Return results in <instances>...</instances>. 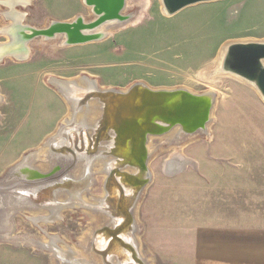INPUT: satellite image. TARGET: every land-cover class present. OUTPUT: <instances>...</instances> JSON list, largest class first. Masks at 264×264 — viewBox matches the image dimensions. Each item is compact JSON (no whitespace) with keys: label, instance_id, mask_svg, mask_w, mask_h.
Here are the masks:
<instances>
[{"label":"rangeland","instance_id":"rangeland-1","mask_svg":"<svg viewBox=\"0 0 264 264\" xmlns=\"http://www.w3.org/2000/svg\"><path fill=\"white\" fill-rule=\"evenodd\" d=\"M126 2L130 6L124 13L131 14L133 21L107 32L103 39L57 45L56 38L30 46L32 39L26 42L30 50L24 60L10 54L0 60V178L39 149L67 118L69 108L50 78L86 76L99 87L113 89L143 81L155 88L211 90L216 99L207 132L179 144L161 145L150 155V182L142 189L135 210L136 239L148 264H238L237 251L219 249L227 241L226 233L235 234L236 185L264 179L254 175L264 171V101L256 89L232 75L216 72L205 79L200 74L227 43L264 39V0L206 1L172 15L162 11L161 0ZM3 9L0 28L9 21ZM17 9L25 13L23 23L34 27L75 14L86 20L93 16L81 0H30ZM7 41L8 35L0 31V43ZM150 143L156 147L159 139L152 138ZM175 155L188 162L167 170V160ZM238 170L250 175L240 176ZM93 176L84 194L88 200L102 193L104 176L95 171ZM10 181L6 176L0 180V192L9 190L1 184ZM54 192L57 199V189ZM21 210L11 216L10 229L0 232V242L30 250L22 251L31 263L27 258L21 264L59 263L48 250L21 237L38 242L52 234L61 247H78L80 238L96 223L93 214L81 208H66L54 223L45 224L31 223L36 212ZM0 222L2 231L5 225Z\"/></svg>","mask_w":264,"mask_h":264},{"label":"water","instance_id":"water-1","mask_svg":"<svg viewBox=\"0 0 264 264\" xmlns=\"http://www.w3.org/2000/svg\"><path fill=\"white\" fill-rule=\"evenodd\" d=\"M81 1L89 7L93 15L89 20H86L81 14H75L68 20L52 19L44 27H34L21 22L11 23L10 30L7 31L9 41L0 43L3 56L25 52L26 42L38 37L43 40L58 38L62 45L84 44L103 39L107 33L102 28L104 25L114 21L123 22L132 16L123 13L126 0ZM206 1L216 0H161L162 11L167 15H172L189 5ZM218 61L217 73L232 75L244 81L256 89L260 99L264 101V39L229 42L222 47ZM82 79L91 81L86 76L81 77ZM52 85L56 86L64 97L77 108L84 106V109H88L90 101L96 99L100 112L92 124L86 122L73 124V120L68 118L69 120L59 124L51 140L61 136L57 143L70 148L77 156L95 155L98 152L100 156L110 155L106 169L107 167L115 168L116 164H119L121 170L125 167H132L144 175L142 178L138 177L140 182L137 184H129L126 181L118 182L122 187V192L124 188L133 189L134 195L129 198L128 203L130 204L127 207L131 216L142 189L150 182V170L146 163L149 157L146 148L148 136L165 133L174 126H179L178 129L187 134L205 131L216 99L214 92L210 96V94L192 91L182 86L155 88L140 81L132 83L125 89H99L96 86H92L91 89L82 87L75 79L60 80L57 78ZM73 89L86 90L88 95L85 98L77 96L73 94L75 93ZM83 98L85 100L80 102ZM163 126H167V130H160ZM97 129L100 130V137H96ZM63 136L66 139L61 143V140L64 139ZM90 142L91 144H89ZM121 148L126 149L129 153L121 155ZM64 152L65 155L71 156L68 150ZM132 174L136 177L137 171ZM123 176L125 177L126 173H119L116 177L121 179ZM105 184V181L101 184L104 196L101 197L97 207L100 206L102 211L106 213L108 211L111 214L108 213L113 218L112 224L115 228L117 221L122 218L119 217L118 211L114 213L105 209L104 206L109 205L106 197L113 189H116V186L111 185L108 189ZM124 215L126 216V213ZM128 223L116 234V237H119L128 228L130 236H128L127 243L132 247L137 259L143 262L144 260L137 253L139 249L135 235L136 222L133 218ZM111 257H115V254L109 256L110 259ZM119 262L124 264L121 260Z\"/></svg>","mask_w":264,"mask_h":264},{"label":"bare ground","instance_id":"bare-ground-1","mask_svg":"<svg viewBox=\"0 0 264 264\" xmlns=\"http://www.w3.org/2000/svg\"><path fill=\"white\" fill-rule=\"evenodd\" d=\"M29 2L30 0H0V5H1L0 7L2 6L4 7L2 15L3 17H6L9 20L8 23L4 27L0 28L1 32L7 35V31L10 30L11 23L13 22L23 23L25 13L22 12L21 10H18L17 6L25 7L27 4H29ZM129 6L130 5L126 2L123 13L127 12ZM135 18L136 17H134V19ZM132 21L133 20L131 18L123 22L114 21V22L104 25V27L102 28L104 31L110 32L114 29L121 28L127 25ZM42 40L43 38H40V37L34 38L33 42H30V46H32V44L34 43H38V45L40 44V46H42V43H43L41 42ZM55 43L57 45L62 44L61 41H58ZM52 47H55V46H52ZM0 49H1V45H0ZM29 50L30 48L26 44L25 52H19V53L13 54V56L11 57L18 59V60H24V58H26L27 55L29 54ZM221 53H222V49L220 50V53L217 59L215 60V62L210 67L205 69V71H202V73L200 74L202 78L205 76V79H207L211 75L217 74L216 68H217V65L219 62L218 60L220 58ZM2 56H3V53L0 50V60L3 58ZM219 74H222V73H219ZM54 80L55 78H52V79L50 78L49 83L52 85ZM77 82L82 87H89L92 89L94 86H96L99 89H106L104 87H99L96 80H91L90 82H88L83 79L81 80L80 78L77 80ZM140 82L149 86L143 81H140ZM90 84H95V85H90ZM53 87L55 88L57 93H59L60 97L64 100V102L67 104V107L69 108L67 118H64L62 120V123H64L68 118L73 120V124L77 122L78 123L86 122L87 124H92L96 121V118H98V113L100 112L99 107L97 106L98 102L96 99H93L90 101L89 103L90 105L88 109L86 108L84 109V106H82L81 108L80 107L77 108V107H74L75 105H72V102H69L64 97V95L58 90L56 86L53 85ZM185 88L189 89L187 87ZM73 92H75L73 94H76L77 96H84V98L86 97V95H88L86 94L87 91L82 90V89H79V90L73 89ZM203 92L205 94H210L211 96V93L213 91L207 90ZM210 96L208 95V97ZM84 98L80 100V102H83L85 100ZM212 113H213V110H212ZM212 113L210 114L209 121L206 124L207 126L205 127L206 128L205 131H198L192 134H187V133H184L181 129H178L180 128L179 126H174L173 128L169 129L165 133L149 135L147 143H146V148H147V152L149 156L148 161L146 162L147 168H148L150 157H151L150 155H152V153L154 152V149L158 150V148L161 145H165V144L171 145L173 144V142L175 144H179L181 143V141H184V139H188L196 135L206 133L208 124L211 122L213 118ZM160 130H167V126L161 127ZM99 131L100 130L97 129L96 137L101 136V133H99ZM52 136L53 134L49 135L46 138V140L42 143L40 148L37 149L34 153H32L29 156L26 155L23 159H21V161H18L19 163L15 166L14 169H12L13 172H11V175L13 176L9 177L11 178V181L7 184L6 183L1 184V185H5L3 189H5L7 185H10L16 181L20 185H17V187L15 186L14 188L13 187L6 188L9 190H6L5 192H0V208H1L0 221H2V226L5 225V228H3L2 231L0 230V232L2 233L5 230L10 229L11 216L14 213L18 214L19 211H22L21 209H23V212L25 211L36 212L34 215H31L30 217V222L35 223V224L54 223L57 219L61 217V212L64 211V208L62 206L64 205L63 203H60L57 205L52 203L51 204L52 206H48V207L37 206V203L41 201H45V199H47L50 196L51 194L50 188H47L43 191L40 190L41 192L36 196L34 194L35 199L31 198L30 195L28 197L23 195L25 194V192L23 191L24 189L26 190V188L29 189V188L35 187L40 182H36L37 181L36 178L32 179L33 175L35 174L34 172L26 171L25 175L24 174L22 175V172H21L24 170H28L27 168H30V169L34 168L40 172H48L51 169L56 171V169L58 168L59 171H57L56 174L54 173V175L51 176V178L45 179V181L51 184L54 181L59 180L60 178L59 176L63 177V175H65V173L67 172L70 173L72 176L68 174L64 178L63 182H66L69 176L70 178H73V179H78V178L84 179L85 178L84 182L81 180L79 181L77 180L79 184H77V182H75L74 185L68 184L70 188L69 190H67L66 188L65 189L58 188L60 186L64 187V185L66 186L67 183H64V185L59 184L60 186H57L56 182H54L53 186L55 185L54 188L56 187L58 188L57 189L59 191L58 196L60 197L59 200L65 201L64 199L68 197L69 199L66 204L69 207H76V208L80 207L83 210H87L88 212L93 214V217L96 223L94 224V226H91L86 231V233L83 234V236L80 238L81 240L79 242L78 247L77 246L71 247L67 244L61 247L59 245L58 237L53 236L52 234L48 235L45 241L35 242L30 237H25V236L21 237L20 240L26 241L27 243H30L32 246L43 248V250L44 249L48 250L49 253H51V256H53L54 260L59 262L58 264H120L119 260H121L122 263L124 264H148V262L145 263V261L147 260L143 258V256H142V260L145 259V261H143L144 263L141 262V260H138L134 254V251L132 250V247L127 243L128 236H130L128 228H126L123 231V233L120 234L119 237H116V234L119 231H121L122 228L127 226L129 224L128 222H131L133 218L136 222V215H135L136 211L135 210L137 207V203H136V205L132 209L133 213L131 216V213L127 211V207L130 204L128 203L129 198L134 195V192H132L133 189L124 188L122 192V189H121L122 187L121 185H119L118 182L126 181L129 184H135V183L137 184L138 182H140L138 180V177L142 178L144 175L140 174V172L137 169L134 170L132 167H125L121 170L119 169V164H116L117 166L115 168L107 167L106 169V165H108L107 163H109L110 161V157H111L110 155L100 156L98 152L95 155L88 154V155H78L77 156L73 153V151L70 148L65 147V145L60 146L57 144L61 136L51 140ZM63 138L64 139L61 140V143L65 141L66 139L65 136H63ZM152 138L159 139V144L156 147L152 146L150 143ZM89 144H91V142ZM94 144L96 143L94 142ZM47 150L50 153L47 152ZM65 150H68L71 153V156L65 155L64 154ZM120 153L121 155H125L129 152L126 149L121 148ZM135 154H137L136 151H135ZM184 161L185 163L188 162V160L184 159L181 155H175L167 160L166 169L172 170L174 168L176 170L177 168L175 167H178V168L179 166L182 167L183 165L182 162ZM57 165H59L60 167H58ZM94 171L97 173H101L104 176L102 183L104 181L106 182L105 184L106 188L109 189L111 185L116 186V189H113L112 191L110 190L111 191L110 195L106 197L107 198L106 200L109 203V205L104 206L105 209L113 211L114 213L118 211L119 217L122 218V220L119 219L117 221L116 223L117 225L115 228H113V224H112L113 218H111L110 216L111 214L108 211L107 213L105 211H102L100 206L97 207V205L101 201V197L104 196L103 188H102V193L97 197L91 198L89 200L86 198V196H83V198L80 197L81 192L84 190L83 187H85V185L83 184H86V180L89 179L88 181L89 185L92 184L90 178H92ZM135 171H137L136 177H134L132 174ZM123 172L126 173L125 177L123 176L121 179L116 177L119 173H123ZM27 175L28 176L30 175V176L27 177ZM93 179H94V176H93ZM75 187H77L76 190H75ZM58 206H61V207H58ZM123 211L124 213H126V216L124 215V213H122ZM109 235H111V237H109ZM113 253L115 254V257H111L110 259L109 256H112ZM137 253L139 256H141L139 251Z\"/></svg>","mask_w":264,"mask_h":264},{"label":"crops","instance_id":"crops-1","mask_svg":"<svg viewBox=\"0 0 264 264\" xmlns=\"http://www.w3.org/2000/svg\"><path fill=\"white\" fill-rule=\"evenodd\" d=\"M64 20H67V19H64ZM35 148H38V147H35ZM47 152L49 151L47 150ZM27 169L28 170L21 171L22 175L23 174L25 175L26 171L34 172L35 174L33 175L32 179L36 178L37 180L36 182H40V183H38L37 186L35 187L29 188V189L26 188V190L24 189L23 190L25 192V194H23L24 196L28 197L30 195L31 198L35 199V196L38 195L41 191L47 188H50L51 194L47 199H45V201L46 200L47 201L45 202V201L40 200L41 202L37 203V206L48 207V206H52L51 205L52 203L56 205L63 203L64 205L62 204L61 205L63 206L64 210L66 208L77 209L76 207H69L66 204L69 199L68 197L64 199L65 201L59 200L60 199L59 196L56 199L54 197V193H55L54 191L58 188H64V189L66 188L67 190H69L70 188L68 184L74 185V183L77 182V180L78 181L81 180L84 182L85 178L84 179L82 178L83 180L81 178L73 179V178H70L69 176L68 180H66V182H63L64 178L67 176L65 174L63 175V177L59 176L60 177L59 180H56L54 182H56L57 186H60L61 184L64 185V183H67L66 185L67 187L64 185V187L60 186L58 188L57 187L54 188L55 186V185L53 186L54 182L50 184L46 182L45 179L51 178V176H53L54 173L56 174V172L59 171L58 168L56 169V171L51 169L48 172H40L34 168L33 169L27 168ZM9 171L6 170V172L0 178V180H3L5 176L7 178L12 177L13 175H11V172L13 171H11L10 173ZM255 172L256 171H254V175H260V174L264 175V171H257L259 172V174ZM241 174L250 175L249 173H246L243 170L242 171L238 170V175L241 176ZM29 176L27 175V177ZM77 184L79 183L77 182ZM17 185H20V184L16 181L10 185H7L6 188H9V187L14 188L15 186L17 187ZM83 185H86V184H83ZM89 187L90 186L88 183V186L80 194L81 198H83L85 192L87 191V189H89ZM76 189L77 187H75V190ZM235 191H236V205H235L236 206V218L235 219H236V224H237L236 230L234 231L235 234L232 232L226 233L227 237L225 238V240L227 241L223 245H221L222 247L219 249V251H237L236 258H237L238 264H241V263L242 264H264V179L263 178L259 180L254 179V181L252 182H240L236 185ZM58 192L59 191L57 190V194ZM58 207H61V206H58ZM22 250L30 251L28 248L24 246L0 242V264H21V261H25L27 258L29 259L31 263V260H32L31 257L27 256V254H25V252ZM204 251H213V250L212 248L209 250V248L207 249L204 247ZM34 264H36L35 261H34Z\"/></svg>","mask_w":264,"mask_h":264}]
</instances>
